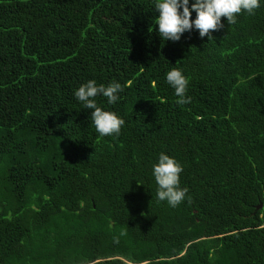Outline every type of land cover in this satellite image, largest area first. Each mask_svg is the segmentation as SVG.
I'll return each instance as SVG.
<instances>
[{
	"label": "trees",
	"instance_id": "obj_1",
	"mask_svg": "<svg viewBox=\"0 0 264 264\" xmlns=\"http://www.w3.org/2000/svg\"><path fill=\"white\" fill-rule=\"evenodd\" d=\"M155 2L0 0V264H264V0L176 42ZM91 79L124 87L97 97L119 137L74 96ZM161 152L183 167L177 207L157 200Z\"/></svg>",
	"mask_w": 264,
	"mask_h": 264
},
{
	"label": "clouds",
	"instance_id": "obj_2",
	"mask_svg": "<svg viewBox=\"0 0 264 264\" xmlns=\"http://www.w3.org/2000/svg\"><path fill=\"white\" fill-rule=\"evenodd\" d=\"M259 7V0H194L190 6L189 0H156L154 8L159 15L155 24L158 25L157 31L163 41H179L183 33L190 32L193 28L199 31L201 38L207 37L209 41L214 40L213 31L224 27L221 17L226 18L228 25H234L242 11L251 16L255 15V10ZM193 11L196 13L194 20L190 19ZM166 81L174 89L178 105L191 103L192 98L187 95L189 79L180 68L173 67L168 71ZM122 92L124 87L119 82L113 81L105 85L91 79L81 84L74 93L84 109L91 110L92 123L101 138L112 135L119 137L125 120L115 112L98 106L97 97H105L111 105L120 99ZM152 172L157 184L158 202L167 201L171 207H177L185 200L189 190L180 187L183 167L175 158L161 152ZM125 235L126 229H121L120 236ZM113 239L115 243H119V236Z\"/></svg>",
	"mask_w": 264,
	"mask_h": 264
},
{
	"label": "water",
	"instance_id": "obj_3",
	"mask_svg": "<svg viewBox=\"0 0 264 264\" xmlns=\"http://www.w3.org/2000/svg\"><path fill=\"white\" fill-rule=\"evenodd\" d=\"M261 206L260 203H258L256 206H255V209L259 208Z\"/></svg>",
	"mask_w": 264,
	"mask_h": 264
}]
</instances>
